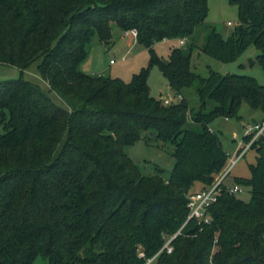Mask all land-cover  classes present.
Wrapping results in <instances>:
<instances>
[{"label": "trees", "instance_id": "obj_1", "mask_svg": "<svg viewBox=\"0 0 264 264\" xmlns=\"http://www.w3.org/2000/svg\"><path fill=\"white\" fill-rule=\"evenodd\" d=\"M229 1L239 20L223 37L206 21V0H0V63L20 70L0 81V264H144L179 228L187 193L226 166L209 122L238 118L243 100L262 112L253 124L264 119L253 76L191 68L195 48L229 62L252 44L264 70V0ZM111 22L136 30L178 101L150 94L148 66L128 81L79 69L93 36L109 42ZM160 40L179 43L166 59L153 50ZM32 64L47 88L23 78ZM191 86L196 106L181 93ZM147 130L173 145L168 178L143 174L124 151ZM250 148L249 176L234 178L249 198L223 181L211 222L199 230L190 219L152 264H264V130Z\"/></svg>", "mask_w": 264, "mask_h": 264}, {"label": "rangeland", "instance_id": "obj_2", "mask_svg": "<svg viewBox=\"0 0 264 264\" xmlns=\"http://www.w3.org/2000/svg\"><path fill=\"white\" fill-rule=\"evenodd\" d=\"M206 1L208 7L206 21L213 24L223 37H227L239 20L237 5L229 0ZM228 21L231 23H228ZM110 34L111 37L108 43L100 41L97 36L92 37L88 51L79 64V69L86 73H101L128 81L141 67L148 66L149 51L138 43L132 34L126 35L125 31L115 22L110 23ZM203 35V31L197 34L195 43L200 44ZM173 44L178 45L179 43L178 41L160 40L153 44V50L158 56L166 59L169 46ZM180 44L183 43L180 42ZM258 52L259 50L250 44L235 60L223 62L199 52L195 48L192 51L191 68L202 76H206L209 69L223 74H246L253 76L257 82L264 85V70L255 61ZM110 59L113 60L112 63L109 62ZM251 60L254 62H251ZM19 76L20 70L17 67L0 63V81L15 79ZM22 76L43 89L47 88V83L41 77L35 64L24 70ZM147 83L150 94L156 98L161 99V96L165 95L169 102L180 99V95L174 94L156 64L148 66ZM181 93L186 96L190 106L198 104V97L192 86L185 87ZM51 97L57 103L62 104L61 99L56 94L51 93ZM237 116L238 118L236 116L218 115L209 122L210 129L218 133L221 140L226 154V165L230 157L235 156L238 147L243 144L246 126L253 124L254 120L261 119L262 112L259 109L250 107L243 100L238 108ZM188 120L190 119L188 118ZM0 131L2 132V128H0ZM124 151L145 175L160 173L163 178H168L175 162L172 155L173 145L168 141L156 138L155 132L152 130L144 131L141 138L132 144L126 145ZM254 162L255 150L250 148L244 155L239 157L230 174L224 179V183L232 186L235 177H248L250 174L249 164ZM158 168L160 172H158ZM236 195L241 199H248L249 188L242 186V190L236 192ZM33 264H45V261L42 258H37Z\"/></svg>", "mask_w": 264, "mask_h": 264}, {"label": "built area", "instance_id": "obj_3", "mask_svg": "<svg viewBox=\"0 0 264 264\" xmlns=\"http://www.w3.org/2000/svg\"><path fill=\"white\" fill-rule=\"evenodd\" d=\"M228 23H231L228 21ZM132 34L134 37H136V30L130 29L125 31V34ZM181 43L183 40L180 41ZM110 63L113 62L111 59L109 61ZM161 100L163 103H168L169 100L166 98L165 95L161 96ZM264 130V119L261 122H257L251 125H247L244 130V135H249L250 139L248 141L243 142L240 146H242V149L240 152L236 150L235 156L230 157L228 164L223 168V170L215 177L213 182L203 188L194 189L191 192L187 193V207H188V214L186 219L183 221V223L179 226V228L173 232L172 234L165 237L164 243L159 248V250L151 257L147 258L144 264H152L155 260L156 256L162 252H170L172 250V241L173 239L181 233L183 227L187 224V222L192 219L195 220L198 229L200 230L203 225L209 224L211 222V214L209 212L210 205L215 202L221 192V186L223 184V181L225 177L228 175V173L232 170L233 166L239 159V157L249 148L251 143L258 138L262 134ZM242 190V186L239 184H233L232 186L228 187V191L231 193L239 192ZM143 253L139 252V256H142Z\"/></svg>", "mask_w": 264, "mask_h": 264}, {"label": "crops", "instance_id": "obj_4", "mask_svg": "<svg viewBox=\"0 0 264 264\" xmlns=\"http://www.w3.org/2000/svg\"><path fill=\"white\" fill-rule=\"evenodd\" d=\"M110 60H111V59H110ZM110 60H109V61H110ZM161 95H162V94H161Z\"/></svg>", "mask_w": 264, "mask_h": 264}]
</instances>
